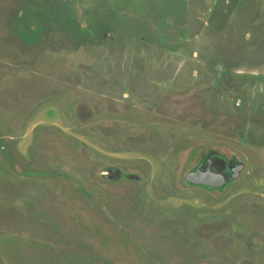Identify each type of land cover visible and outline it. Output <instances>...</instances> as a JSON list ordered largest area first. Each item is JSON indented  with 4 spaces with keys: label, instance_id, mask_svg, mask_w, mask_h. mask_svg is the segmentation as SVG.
<instances>
[{
    "label": "rangeland",
    "instance_id": "1",
    "mask_svg": "<svg viewBox=\"0 0 264 264\" xmlns=\"http://www.w3.org/2000/svg\"><path fill=\"white\" fill-rule=\"evenodd\" d=\"M0 264H264V0H0Z\"/></svg>",
    "mask_w": 264,
    "mask_h": 264
},
{
    "label": "flooded vegetation",
    "instance_id": "2",
    "mask_svg": "<svg viewBox=\"0 0 264 264\" xmlns=\"http://www.w3.org/2000/svg\"><path fill=\"white\" fill-rule=\"evenodd\" d=\"M207 161H208V160H207ZM230 162H231V164H229V169L231 170V176H234V175L237 174L236 171H239V170L242 168V166H241L239 163L232 164V161H230ZM210 164H211V163H210V159H209V161L207 162V164H205V165L199 163V166H198L197 170H194V171H192V173L189 172V173L187 174V176H186V181H187V182H191V181L189 180V177H190L191 180H193L194 182H196V178H197V179H200V180H201L203 177L206 178L205 174L211 172ZM202 165H203L204 167H203ZM188 175H190V176H188ZM220 175H221V174H220ZM222 176L225 177L223 174H222ZM194 182H193V183H194ZM195 184H197V183H195Z\"/></svg>",
    "mask_w": 264,
    "mask_h": 264
},
{
    "label": "water",
    "instance_id": "3",
    "mask_svg": "<svg viewBox=\"0 0 264 264\" xmlns=\"http://www.w3.org/2000/svg\"><path fill=\"white\" fill-rule=\"evenodd\" d=\"M205 176L206 178L203 177L201 180L196 178V182L191 180L190 177H189V180L194 183H200V184H206V185L213 184L214 186L216 185L217 187H222L224 184H226L224 177L220 174L206 173Z\"/></svg>",
    "mask_w": 264,
    "mask_h": 264
}]
</instances>
